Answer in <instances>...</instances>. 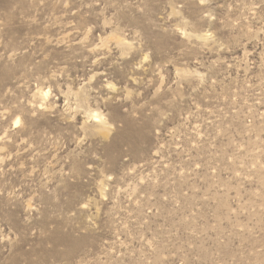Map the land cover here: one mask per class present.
Here are the masks:
<instances>
[{
	"label": "rangeland",
	"instance_id": "obj_1",
	"mask_svg": "<svg viewBox=\"0 0 264 264\" xmlns=\"http://www.w3.org/2000/svg\"><path fill=\"white\" fill-rule=\"evenodd\" d=\"M0 264H264V0H0Z\"/></svg>",
	"mask_w": 264,
	"mask_h": 264
}]
</instances>
